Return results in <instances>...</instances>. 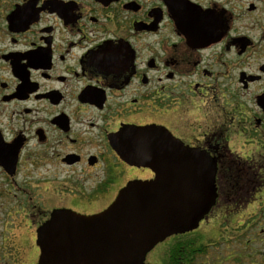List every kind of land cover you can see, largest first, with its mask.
<instances>
[{"label": "flooded vegetation", "instance_id": "obj_1", "mask_svg": "<svg viewBox=\"0 0 264 264\" xmlns=\"http://www.w3.org/2000/svg\"><path fill=\"white\" fill-rule=\"evenodd\" d=\"M114 142L215 168L198 227L146 264H264V0H0V264H39L56 213L155 178Z\"/></svg>", "mask_w": 264, "mask_h": 264}, {"label": "water", "instance_id": "obj_2", "mask_svg": "<svg viewBox=\"0 0 264 264\" xmlns=\"http://www.w3.org/2000/svg\"><path fill=\"white\" fill-rule=\"evenodd\" d=\"M135 144L113 143L124 160L151 168L155 178L129 183L96 215L56 213L39 235V264H146L168 236L198 227L214 203L215 168L181 142H140L150 151L133 156L129 149ZM202 179L208 180V194L191 186ZM203 192L207 200L201 202Z\"/></svg>", "mask_w": 264, "mask_h": 264}]
</instances>
